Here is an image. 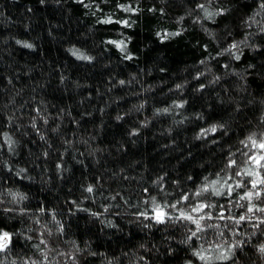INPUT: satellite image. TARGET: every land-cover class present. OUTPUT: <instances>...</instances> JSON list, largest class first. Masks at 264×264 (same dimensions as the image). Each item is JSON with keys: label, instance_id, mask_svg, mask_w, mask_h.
Masks as SVG:
<instances>
[{"label": "clouds", "instance_id": "clouds-1", "mask_svg": "<svg viewBox=\"0 0 264 264\" xmlns=\"http://www.w3.org/2000/svg\"><path fill=\"white\" fill-rule=\"evenodd\" d=\"M39 4L63 62L30 5L0 37V264H264V0Z\"/></svg>", "mask_w": 264, "mask_h": 264}, {"label": "trees", "instance_id": "trees-1", "mask_svg": "<svg viewBox=\"0 0 264 264\" xmlns=\"http://www.w3.org/2000/svg\"><path fill=\"white\" fill-rule=\"evenodd\" d=\"M32 6L33 10L37 13H40L41 16L39 20L35 22L34 27L40 31L43 32V41H42V47L41 50L43 51V57L37 54H33L31 57L33 63H38L41 62L42 60H51L53 64H56L57 62H63L64 56L62 53L61 48L59 47V43L51 40L47 34H46V27L48 22H55L58 20L57 15L55 14L53 10L52 5H45L41 6L39 4V0H0V11H3L5 17L11 18L12 21H16L17 23L12 24L8 27H5V22L2 17H0V37L5 36L6 34L17 31L23 35H27L24 33V29L22 27V24L20 23L21 21L24 20L26 16H32V13L28 12V6ZM69 7H71L74 10V14H78L80 16H83V8L80 5H73L69 3ZM45 9H47L46 15H47V21L44 18L45 15ZM85 23H90L91 21L88 20L87 18H84ZM71 23V21L65 22V31L59 33V35H71L73 38L78 34L76 26L72 25L71 30H68V25ZM101 28H104L106 31L109 28H113L116 26H99ZM80 31L83 30L81 27L79 29ZM54 34H57V30L54 28L53 29ZM35 34V33H34ZM21 55H19L17 58L23 62L26 58H28L27 50H19ZM169 55L174 59V60H183L188 57L195 58L196 53L193 50H190L189 48L185 46H177L175 48L170 47L169 48ZM5 59L7 60L8 57L5 56ZM2 69H0V73H2ZM77 71H73V76L77 75ZM27 78L25 77V80ZM24 80H21L20 83H23ZM6 84L5 77L0 74V86H3ZM19 87V84H17ZM91 91L92 95H95V87L92 89H86L85 92ZM95 119H99V116L97 115Z\"/></svg>", "mask_w": 264, "mask_h": 264}, {"label": "snow or ice", "instance_id": "snow-or-ice-1", "mask_svg": "<svg viewBox=\"0 0 264 264\" xmlns=\"http://www.w3.org/2000/svg\"><path fill=\"white\" fill-rule=\"evenodd\" d=\"M260 149L262 152H264V144L260 145ZM252 160L255 162L257 167L264 165V156H253ZM253 187H256V184H253ZM248 195L251 196L252 194L249 193ZM157 219L163 222V213H157Z\"/></svg>", "mask_w": 264, "mask_h": 264}]
</instances>
